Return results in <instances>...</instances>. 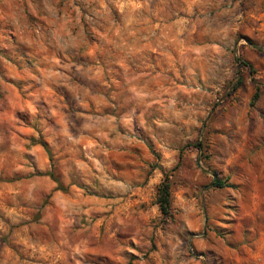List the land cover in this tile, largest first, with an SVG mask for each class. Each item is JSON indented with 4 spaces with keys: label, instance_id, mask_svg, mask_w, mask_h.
<instances>
[{
    "label": "rangeland",
    "instance_id": "obj_1",
    "mask_svg": "<svg viewBox=\"0 0 264 264\" xmlns=\"http://www.w3.org/2000/svg\"><path fill=\"white\" fill-rule=\"evenodd\" d=\"M0 264H264V0H0Z\"/></svg>",
    "mask_w": 264,
    "mask_h": 264
},
{
    "label": "trees",
    "instance_id": "obj_2",
    "mask_svg": "<svg viewBox=\"0 0 264 264\" xmlns=\"http://www.w3.org/2000/svg\"><path fill=\"white\" fill-rule=\"evenodd\" d=\"M240 83H241V79L237 78L236 86H238ZM258 91L259 89L257 88L252 97V102L257 100L258 95H259ZM42 146L46 148L45 143H42ZM167 179L168 178L165 177L164 181L159 185L158 197H157L160 211L162 215L165 216L166 218L171 216L170 211H169V204H170L169 183ZM213 183L216 187H230L231 186L229 183H226V181H222L219 178H216Z\"/></svg>",
    "mask_w": 264,
    "mask_h": 264
}]
</instances>
